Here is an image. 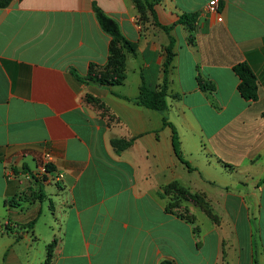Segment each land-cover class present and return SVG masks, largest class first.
Here are the masks:
<instances>
[{
	"label": "crops",
	"instance_id": "crops-1",
	"mask_svg": "<svg viewBox=\"0 0 264 264\" xmlns=\"http://www.w3.org/2000/svg\"><path fill=\"white\" fill-rule=\"evenodd\" d=\"M212 1L157 3L170 34L134 0L0 9V264H25V249L46 264L53 240L51 264H264V0H218L221 19ZM94 6L135 53L102 30ZM186 14L198 15L194 29L180 23ZM170 35L176 56L162 113L133 100L143 81L164 85ZM239 64L257 78L256 101L239 92ZM114 139L132 144L117 153ZM45 155L50 176L29 180ZM172 185L202 194L211 214L191 202L182 209Z\"/></svg>",
	"mask_w": 264,
	"mask_h": 264
},
{
	"label": "trees",
	"instance_id": "trees-1",
	"mask_svg": "<svg viewBox=\"0 0 264 264\" xmlns=\"http://www.w3.org/2000/svg\"><path fill=\"white\" fill-rule=\"evenodd\" d=\"M14 0H0V9L7 8L9 7ZM161 0H134V3L136 4L137 8L140 11H145L149 10L156 21V24L163 28L168 34H170L171 28L169 27H164L161 26L157 22V18L155 15L154 7L157 3H159ZM94 10L96 13V17L98 19V22L104 32L112 36L115 40L118 42H121L129 52L135 53L136 51V46L134 43L130 42L127 40L120 29V26L118 22L108 16L104 11H102L100 8L97 6H94ZM197 14H186L183 15L180 19L181 24H187L189 25L192 29H194V26L197 21ZM175 47V39L170 35V44L166 48V60L164 63V85L161 87V89H156L152 87L150 84H147L145 81H143L140 93L139 95L133 100L137 105L147 107L149 109H153L162 113H166L169 109V104H168V73H169V68L176 56V53L174 51ZM236 74L238 75L240 79V84H239V92L240 94L247 100L251 101H256L258 98V85H257V78L254 74V72L249 68L247 64H239L234 68ZM75 76L82 81H92L96 82L101 85H116L121 83L120 80H112L109 78H104V77H98V76H90L88 78H82L80 77L77 73H75ZM202 86L206 90L214 91L216 89V86L213 83L205 81L202 83ZM164 123L168 126H170L173 129V134H174V146L175 149L178 152V133L175 129V127L168 122V118H164ZM132 142H127L124 140L120 139H114L112 140V146L114 147L115 151L117 153H121L127 148L131 146ZM35 181L37 179L34 178ZM172 187L176 188L180 194V200L179 203H181V200L187 201V202H192L197 204V202H200L201 205H203L207 210L209 209L208 204L204 202V198L199 195V194H192L187 189L179 186V185H172ZM166 192H169L166 191ZM176 200V199H175ZM174 204H178V202H174ZM198 205V204H197ZM209 214H211V211L209 209ZM34 223L26 224L27 228H31ZM56 244V240H53L50 245L47 246V260L46 264H51L53 255H54V247ZM162 264H172L171 262H163Z\"/></svg>",
	"mask_w": 264,
	"mask_h": 264
},
{
	"label": "built area",
	"instance_id": "built-area-1",
	"mask_svg": "<svg viewBox=\"0 0 264 264\" xmlns=\"http://www.w3.org/2000/svg\"><path fill=\"white\" fill-rule=\"evenodd\" d=\"M218 6H219L218 0H214L210 3L208 8L211 13H214L215 15H217L218 19H221V14L219 13ZM51 168H52V158L50 155H45L42 163L37 167L36 171L34 172L27 171L25 173V176L29 180H34L35 178L37 180L44 182L50 176ZM62 178H63L62 175H57L55 177V180L60 181Z\"/></svg>",
	"mask_w": 264,
	"mask_h": 264
},
{
	"label": "rangeland",
	"instance_id": "rangeland-1",
	"mask_svg": "<svg viewBox=\"0 0 264 264\" xmlns=\"http://www.w3.org/2000/svg\"><path fill=\"white\" fill-rule=\"evenodd\" d=\"M33 181V180H32ZM197 194H199V195H201L202 196V194H200V193H197ZM203 197V196H202ZM36 198H38V195L37 196H31L30 198H26V200H28V201H30L31 199H36ZM41 199H42V197H40ZM11 200V201H10ZM9 201V203H11L12 202V199H10ZM192 203V202H191ZM181 204H182V209H185V210H187V208H188V206H189V204L187 203V201H181ZM197 204H198V206L201 204L200 202H197ZM45 208H44V215H46L45 217L43 216V218L41 219V221H40V224H39V227H40V229H42L43 231H47L48 230V224H49V222H50V219H49V217H48V215H50L49 214V212L47 211L48 209H47V206L45 205L44 206ZM3 214H4V209H3V202H0V217H2L3 216ZM198 219L199 220H201V219H207V217H206V215L204 214V213H202V212H200L199 210H198ZM1 235V234H0ZM40 256V253H37L36 255H29L28 256V250H24V251H22V255H21V259H22V262L23 263H25V264H28L27 262H30V263H33V264H37V257H39Z\"/></svg>",
	"mask_w": 264,
	"mask_h": 264
}]
</instances>
